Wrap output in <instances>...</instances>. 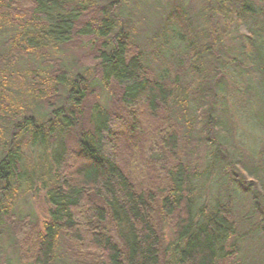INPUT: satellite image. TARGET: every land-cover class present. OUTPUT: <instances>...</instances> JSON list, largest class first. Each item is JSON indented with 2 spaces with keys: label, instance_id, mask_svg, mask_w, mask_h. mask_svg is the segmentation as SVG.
<instances>
[{
  "label": "trees",
  "instance_id": "16d2710c",
  "mask_svg": "<svg viewBox=\"0 0 264 264\" xmlns=\"http://www.w3.org/2000/svg\"><path fill=\"white\" fill-rule=\"evenodd\" d=\"M122 1L0 0V22L23 28L0 54V235L19 264H58L61 253L73 264H242L233 242L234 188L249 195L264 233V150L257 167L232 165V188L219 192L211 214L197 222L192 215L190 155L197 142H215L223 131L215 110L222 44L215 34L202 39L176 5L145 52ZM230 12L236 68L264 79V23L257 27L246 2ZM84 42L91 45L86 60L65 64L44 54ZM31 59L42 67L24 70L15 87L27 92L12 98L11 73ZM111 85L118 91L102 106ZM51 145L59 171L40 223L14 214L11 202L25 174L23 149ZM165 228L173 236L168 246Z\"/></svg>",
  "mask_w": 264,
  "mask_h": 264
},
{
  "label": "rangeland",
  "instance_id": "374dc122",
  "mask_svg": "<svg viewBox=\"0 0 264 264\" xmlns=\"http://www.w3.org/2000/svg\"><path fill=\"white\" fill-rule=\"evenodd\" d=\"M236 1L246 2L253 7L257 27L261 28V24L264 23V0H224L223 4H218L216 0L122 1L124 16L129 15L132 19L145 52L150 50L149 41L158 23L165 17L166 12L176 5L181 6L192 18L194 27L201 38L215 34L222 44L223 86L216 99L215 110L223 122V131L215 142L210 144L203 140L197 142L190 155L195 170L190 182L194 222L199 220L202 213L205 216L211 214L221 190L232 188V182L237 173L232 171V165L246 170L257 167L259 152L264 150V79L259 75L252 77L243 74L236 68L233 61L234 58H238V49L234 40L237 35L235 19L230 8ZM204 14L207 17L211 15L210 22L207 21V17H203ZM22 30L23 28L16 24L0 22V54L5 53L6 43L21 34ZM90 46V42H84L77 48L69 47L63 51L48 49L44 51V54L46 53L50 60L58 59L69 64L73 60H86ZM88 65L90 63L85 64V66ZM38 67H42L41 60L38 59L18 62L10 79L15 90L12 89V91L11 87L7 86L9 94L13 92L12 98L16 96L20 99L23 97L21 93L27 92L26 86H23L21 90L15 87L24 75V70ZM26 77L28 79V75ZM3 80L0 73V93ZM117 91L114 85L108 87L102 94V106H109ZM54 147L51 145L44 151L41 148L23 149L21 166L25 174L11 202V209L17 216L30 215L40 223L47 219L50 204L46 193L59 171L54 160ZM222 149L224 154L220 153ZM234 189L238 225L237 236L233 242L239 245L238 257L242 264H264V233L259 229L258 214L249 195L238 188ZM4 206L5 203H0V209ZM262 223L264 226V221ZM164 241L167 246L173 242L172 232L168 228L164 229ZM59 257L61 260L58 264H73L66 254L61 253ZM0 264H19L6 234L0 235Z\"/></svg>",
  "mask_w": 264,
  "mask_h": 264
}]
</instances>
